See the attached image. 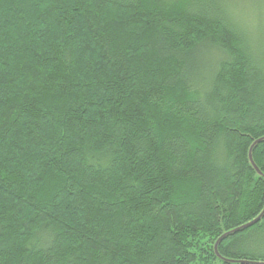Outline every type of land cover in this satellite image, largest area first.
<instances>
[{"label":"trees","instance_id":"obj_1","mask_svg":"<svg viewBox=\"0 0 264 264\" xmlns=\"http://www.w3.org/2000/svg\"><path fill=\"white\" fill-rule=\"evenodd\" d=\"M231 2L0 0V264H232L264 48ZM218 251L264 263V218Z\"/></svg>","mask_w":264,"mask_h":264},{"label":"rangeland","instance_id":"obj_2","mask_svg":"<svg viewBox=\"0 0 264 264\" xmlns=\"http://www.w3.org/2000/svg\"><path fill=\"white\" fill-rule=\"evenodd\" d=\"M231 4L237 18L251 29L249 33L255 42L264 48V0H233Z\"/></svg>","mask_w":264,"mask_h":264},{"label":"water","instance_id":"obj_3","mask_svg":"<svg viewBox=\"0 0 264 264\" xmlns=\"http://www.w3.org/2000/svg\"><path fill=\"white\" fill-rule=\"evenodd\" d=\"M261 143H264V137L261 138V139H258L256 141H254V143L252 144L250 150H249V161L251 163V166L253 167V169L256 171L257 175L259 177H262L264 178V174L263 172L260 170V168L256 165V163L254 162V159H253V150L258 146L260 145ZM264 218V210L262 211V213L256 218L254 219L253 221L241 226L240 228L238 229H235L229 233H225L223 236H221L218 241L216 242L215 244V252L217 254V256L222 259L223 261L225 262H229V263H232V264H264V263H258V262H244V261H232V260H226V259H223L221 257V255L219 254V251H218V247L220 245V243L225 240L226 238H228L229 235H232V234H235V233H239V232H243L251 227H253L254 225H256L257 223H259L262 219Z\"/></svg>","mask_w":264,"mask_h":264}]
</instances>
